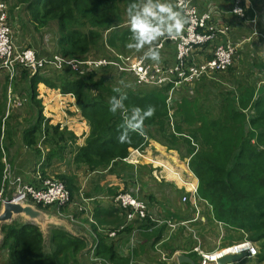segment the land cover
<instances>
[{
  "label": "trees",
  "instance_id": "16d2710c",
  "mask_svg": "<svg viewBox=\"0 0 264 264\" xmlns=\"http://www.w3.org/2000/svg\"><path fill=\"white\" fill-rule=\"evenodd\" d=\"M249 1L251 7L247 9V14L252 20L254 10L262 7L264 11V0ZM133 2L139 0H17L18 8L23 7L22 11L28 15L29 22L37 31L49 23L57 24L60 54L57 55L77 61L99 59L97 57L103 53L106 58L113 56L109 50L113 51L112 47L117 50L115 42L118 38L122 44L127 45L131 32L130 29H125L121 34L117 31L122 26L118 6L125 3V8H128ZM223 2L229 4L230 10L231 1ZM215 5L219 9V3ZM224 15H221L223 19ZM225 21L229 23L231 20ZM109 31L113 34L107 39L104 36ZM262 66L264 69V63ZM226 72L216 73L214 78L206 76L197 80L195 86L201 81L207 82L200 87L203 93L197 91L198 95H204L195 101H191L196 93L195 88L192 91L188 88L179 90L180 94L175 99L179 103L175 110L184 114L183 119L190 127L184 128L179 124L178 131H175L167 122L169 108L163 93V90L168 93L170 87L145 91L125 90L120 82L122 78H129L108 68L84 72L44 67L34 76L28 70H21L12 81L9 76H5L8 92L0 96V139L1 117L9 109V88L15 91L17 81L24 78L28 81V99L37 105L32 126L24 135L25 142L35 147L44 138V144L48 143L52 148L49 157L59 156L66 149L61 143L72 141L74 164L78 167L86 166L90 171L102 172L113 163L123 162L130 150L144 149L150 141L177 150L183 146L186 150L183 156L189 159V168L199 180V200L210 203L217 222L239 228L250 236V241L259 243V257L264 261V85L261 90L259 86L243 89L241 82L236 84L237 89L232 86L228 94H223V91L204 93L207 83L219 84L216 82L217 76ZM40 84L74 96L83 117L90 125L85 147L74 146L76 138L73 134L67 133L66 129L61 131L60 124L52 125L44 117L43 106L38 100ZM120 95L127 96L124 104L129 109L133 106L146 109L149 105L155 108L154 114L144 121L142 133L130 132L128 139L123 142L119 139L123 124L121 112L114 114L109 111L111 98H119ZM11 110L18 112L15 108ZM1 153L0 147V190L5 169ZM174 173L176 175L177 172ZM59 178L70 192L76 190L75 182L67 175ZM121 216L114 215L115 224L120 221L116 226L123 224L125 218ZM98 220L101 223L99 225L108 222L105 214ZM148 226L151 229L148 222H143L138 227L146 229ZM97 228L94 232H97ZM0 231L3 235L1 248L8 252L9 264H81L78 256L86 249L83 239L55 230L51 232L50 250L47 251L43 232L34 224L13 222L2 225ZM160 238L161 235L158 240ZM227 247L224 246V249ZM95 255L110 263L123 262L114 244L104 243L103 238L99 240ZM189 257L193 259L192 254ZM193 262L200 264L194 259Z\"/></svg>",
  "mask_w": 264,
  "mask_h": 264
},
{
  "label": "rangeland",
  "instance_id": "374dc122",
  "mask_svg": "<svg viewBox=\"0 0 264 264\" xmlns=\"http://www.w3.org/2000/svg\"><path fill=\"white\" fill-rule=\"evenodd\" d=\"M0 2H4L7 11L9 13V22L11 29L13 30V38L15 45L21 50L25 51L26 49H32L40 56H50L53 55V53L59 54L58 46H57V40H58V33H57V27L56 23H49L46 27L41 28L40 31H37L33 25L29 22L30 18L26 13L22 11V8H18L17 0H0ZM198 4V3H197ZM123 8H122V7ZM126 4L122 3L118 6L119 11L121 12V27L119 28V31L121 34L125 29H130L129 27V17L127 15V9L125 8ZM20 7V6H19ZM121 7V8H120ZM262 11V14L260 13ZM259 14L261 15L258 19V27L257 32L258 35H254V26L249 21L245 24V27H241L239 25H236L234 27V24L232 21H230V34L229 38L231 41L235 44H237V41L234 39L240 37V41H238V57L236 59V62L232 68H230L226 73L219 74L217 76L216 82L214 85L206 84L208 85L207 88L204 90V93H216V92H222L223 94L231 93L232 86H235V89H237L236 84L242 82L243 89L248 87H254L258 88L259 90L262 89V85H264V69L263 66L261 67V64L264 63V11L263 8L260 7V10H258ZM225 22V21H224ZM244 23V22H240ZM261 23V25H260ZM242 30V32L239 35V30ZM113 34V32L109 31L105 34L104 37L108 39ZM115 42V41H114ZM130 42V41H129ZM128 42V43H129ZM127 43V44H128ZM158 41L156 42V44ZM110 45V44H109ZM115 46L117 47V50L113 48V51L109 50L111 53L115 55L116 53L120 54H129L133 57H139L143 56L144 51L147 50V46L142 51H136L135 49H129L125 44H122V42L117 39L115 42ZM60 55V54H59ZM113 56H107L104 57V53L102 56H98L99 59H112ZM162 57L160 56V60ZM46 73V72H41ZM216 76V75H214ZM20 78V77H19ZM214 78V77H213ZM24 79V78H23ZM18 80L17 84L14 86V90L10 87L12 93L16 97H21L23 101V105L20 108V110L14 111L11 110L10 113L6 110L5 116L2 119V136L0 139V147L2 148V161L5 166V170L7 169V166L10 167L11 173L17 175V172L14 168V159L17 158L20 153L18 152L19 148H22L26 151L30 148V146L27 145L25 142V132L32 126V122L34 119V113L32 112V108L37 109V105L33 102H31L28 98L27 86L28 81L25 80ZM124 81V82H123ZM0 96L3 94L7 95L8 92V84L6 83L5 76L0 78ZM207 82V81H205ZM205 82H199L197 86H195L194 89V95L191 98V101H195L197 99H200L203 95H198L199 91L200 93H203V89L200 88L203 86L202 84ZM211 82V81H209ZM215 82V81H214ZM123 83L122 89H130L135 91H145V89H154L152 87H145V86H139L134 79H126L122 78L121 82ZM40 87V86H39ZM158 89V88H157ZM167 91L163 90L164 97L167 99ZM221 93V94H222ZM180 94V91L176 92L174 94V98H178V95ZM198 95V96H197ZM175 99H173L170 102L169 105V117H168V123H170L171 128L175 131H178L179 124H181L184 128H189L190 126L185 123L184 119L185 117L182 112H177L176 107L179 102H176ZM200 102V101H199ZM63 103V102H61ZM61 103L59 102V106L61 107ZM199 105H197L198 107ZM201 107V106H199ZM176 111V112H175ZM215 112V111H214ZM1 113V112H0ZM44 115V113H43ZM45 117V116H44ZM189 132L187 133V136H189ZM10 136L16 137L17 140L15 142L13 140H10ZM41 141V140H40ZM11 142V144H10ZM158 143V142H157ZM17 146H16V145ZM160 144V143H159ZM10 146V154L8 155V150ZM164 146V145H163ZM37 146L32 147L33 150H37ZM166 149V156L171 157L174 156L175 158H178V172L176 173L175 177L178 178V182L180 184L187 185V175L184 173L185 167L193 174L192 176H197L190 170L189 168V159L185 158L183 155L185 154L186 150L183 148L177 149H171L169 147L164 146ZM10 156V157H9ZM165 156V157H166ZM152 170V167H140L138 170V177L144 180L146 187L150 188L155 185L150 177V172ZM127 173H130L131 170H126ZM3 174V177H4ZM132 174H135L133 171ZM182 175V177H181ZM132 176V175H131ZM130 176V177H131ZM20 177V176H19ZM60 176L55 177L54 179L60 181ZM130 177H127L128 179H131ZM50 179V178H48ZM198 180V178H197ZM170 181V180H169ZM199 181V180H198ZM7 182L9 184H7ZM6 184V187H5ZM144 184V185H145ZM76 190L72 193L73 197V204L72 206H67L61 210L60 215L57 213V209L54 207H43L38 206L32 202H29L30 205L34 206V208L38 211L43 212L45 215L48 216H56L58 220L60 221V224H54V223H40L34 221V217H17L14 218L9 224L15 223H29L34 224L41 229L44 235V243L46 250H50V237L51 232L55 230H60L63 232H66L72 236L78 237L82 239V237H85L87 239H90L89 241L85 240L86 243V249L79 254L78 260L81 264H116V263H110L107 260L103 259L102 257H99V260L96 261H90L88 260L87 256L90 254L91 246L96 245V240L94 238V234L103 235V241L106 244H114L116 249V243L121 241V237L124 232L129 230V232H126L123 237H128L129 242L126 244H123L125 247L124 253L120 254L117 252L118 256L123 260V262L118 264H176V258L177 256L173 255L174 251L177 249H181L183 251L185 250H192L193 252L194 248H199L200 252H203L205 254L207 253H215L220 252L221 250H225L224 246H228L226 249L230 248L231 246L242 243L244 241L250 242V236L243 232L242 230H239V228H233L229 227V224L220 223L217 222L216 218L214 217V211L210 203L206 200H199L197 196V204H193L190 202V196H188L186 188L178 189L173 184H168L165 181H163V186L156 185L155 192L157 201H155L151 205H155L157 207L152 209V213L155 218V222H152L151 229L149 226L146 229L139 228V224L132 226H127L125 229L123 226H125V220L123 219V224L116 226L120 224V221H117L116 225H110V226H99L97 228V232H94V229L96 224L91 222L87 218H83V213H85L86 203L83 202L82 197L80 194V184L78 182H75ZM183 187V186H182ZM192 187V186H190ZM199 187V185H198ZM198 190V188H197ZM16 189L11 185L10 181H5L3 179V185L0 190V210L2 203L9 199L12 196V193H15ZM118 191V190H117ZM117 195V192L113 197ZM198 195V194H197ZM184 198L187 199V201H184ZM155 200V199H153ZM96 204V203H95ZM151 205H149L151 207ZM162 210V212H161ZM123 228L124 230L119 232L118 239L114 240L107 236V233L114 229L119 230ZM130 228V229H129ZM1 230V225H0ZM133 230H136V234L133 236L132 232ZM164 233V236H163ZM129 236H125V235ZM161 235V238L163 239V243L159 242L158 237ZM3 235L0 231V264H9V256L8 252L5 249L1 248ZM100 237L97 236V241L99 242ZM96 242V243H95ZM146 243V244H145ZM251 243L256 246L258 250V256L252 259H243L241 262L236 264H264V261L261 260L259 257L260 255V244L254 241H251ZM137 247L139 249H137ZM223 248V249H222ZM180 252V251H178ZM181 254V253H180ZM179 255V254H178ZM193 259L198 262L201 261L202 256L199 252L192 253ZM96 256V255H95ZM168 258V259H166ZM172 258V259H171ZM171 259V260H169ZM171 261H173L171 263Z\"/></svg>",
  "mask_w": 264,
  "mask_h": 264
},
{
  "label": "built area",
  "instance_id": "2783aa9c",
  "mask_svg": "<svg viewBox=\"0 0 264 264\" xmlns=\"http://www.w3.org/2000/svg\"><path fill=\"white\" fill-rule=\"evenodd\" d=\"M230 1L231 8L228 15L247 23L249 21L247 9L251 7L250 1ZM185 2L191 15L190 22L186 25L182 37L175 40L163 37L157 43L160 52L167 44L174 47L175 60L172 64L163 60L153 61L143 59V56L133 57L129 54L120 53H116L112 59L77 61L75 59H65L57 54L40 56L32 49L21 51L14 42L7 7L4 2H0V77L9 76L12 81L21 70H28L30 75L34 76L44 67L56 70L69 68L84 72L108 68L119 74H124L129 79H134L139 86L158 89L170 87L166 100L169 108L170 102L175 99L174 94L180 89L188 88L189 91H192L197 80L206 76L211 78L216 73L226 72L232 68L239 51V42L235 44L229 38L230 23L224 22L221 17L225 13L216 7L213 0H185ZM236 9L240 11L237 12ZM254 14L255 16L250 22L254 26V35L257 36L258 10H254ZM216 15H219L218 19H216ZM8 98V113L10 109H20L22 107L23 101L12 94L11 89ZM124 160L127 161V158ZM3 179L10 181L16 189L11 196L14 201L32 202L46 208L54 207L57 209L58 215H60L63 208L73 204L72 194L61 180L50 178L43 180L39 185H33L12 174L9 166L5 170ZM7 184L9 183L7 182ZM193 194L197 196V189L194 190ZM139 195H142V192L140 187L137 186L133 192L122 190L113 198L114 206L121 211V215L125 218L123 228L127 226L134 227L133 225L143 222L152 223L156 221L151 212L150 203ZM184 201H187V199L184 198ZM91 222L94 223L95 221L91 220ZM123 228L119 230L112 229L107 233V236L117 240L119 232L125 229ZM136 232V230H133L132 235L134 236ZM97 236L98 234H94L97 243L95 242L96 245L90 247L91 251L87 256L90 261L99 260L95 256L99 246ZM195 250L202 256L200 264H217V260L221 257L220 253H224V255L244 254V259H252L258 256V250L251 241H244L215 253L205 254L200 252L199 248Z\"/></svg>",
  "mask_w": 264,
  "mask_h": 264
},
{
  "label": "crops",
  "instance_id": "0c3cea01",
  "mask_svg": "<svg viewBox=\"0 0 264 264\" xmlns=\"http://www.w3.org/2000/svg\"><path fill=\"white\" fill-rule=\"evenodd\" d=\"M213 1L214 4L218 2L219 9L221 8V12L225 13L223 19L224 21L230 19L233 23H235L234 27H236V25L245 27L246 23H240L241 21L228 15L229 4H226L225 2L222 3V0ZM218 18L219 15H216V19ZM241 32L242 30H239V35ZM234 39L237 42L241 40L240 37L238 38V40L236 38ZM160 56L162 57L161 60L172 64L175 60L174 47L170 44H167L160 52ZM39 86L38 100L43 106L44 116L51 121L52 125L60 124L61 131H64L63 129H66L68 131L67 133L73 134L76 138L74 141V146L85 147L87 144V139L90 135V125L83 117L74 96L70 94H62L57 90L49 89L44 84H40ZM59 102H63L61 103V107L59 106ZM31 109L35 115L36 109L32 107ZM10 140H13L15 142L17 138L15 136H10ZM10 146L11 145L8 146V155L10 154V156H12L10 153ZM61 146L66 149L59 156L54 157L48 156L51 153L52 148L48 143L44 144V138L43 141L41 140L37 145L38 151L36 149L33 150L32 146L28 149V151L19 148L18 152L20 153V155L13 161L17 175L20 176L25 182L31 183L33 185H39L43 180H46L48 178H55L61 175H67L70 179H72L73 182H78L81 188L79 195L82 197L83 202L86 203L83 218L85 217L90 221H95L94 223L98 225L96 227H106L108 225L110 226V224H115L114 215L118 214L119 216H121V212L119 211V213V209L114 206L113 196L116 192H120L122 190L133 192L137 186L140 187L142 192V195L139 196L148 200L150 205L157 201V193L155 192V188L156 185L163 186V181L168 184L175 185L178 189L186 188L187 194L188 196H190V202L193 204H197L198 195L195 196L193 193L194 190L198 188L199 181L197 180V178H195V176H192L193 174H191L190 171L188 173V170L185 167L184 173L187 175V185L180 184L178 182L179 179L174 175V172H178V168L176 167L178 166V163L176 164V162L178 161L179 157L175 158L174 156H166V149L164 148V146L155 141H150V143L142 150H130L127 161L124 160L123 162L113 163L111 167L102 172L90 171L86 166L78 167L74 164V153L71 150L72 141L62 142ZM140 167H152L150 177L152 182L155 184L153 185V187L147 188L144 180L138 177V170ZM127 169L131 170V172L127 173ZM133 171L135 172V174H132ZM127 177H130L131 179H128ZM155 207L157 206L151 205V210ZM104 214L107 216L108 222L99 225L101 223L99 222L98 218H103ZM151 225L153 224H150V226ZM126 232H129V234H131L129 230H127ZM126 232H124L123 235ZM123 235L121 237L120 243L118 241L115 244L116 252L119 253L120 251V254L124 253L125 250L123 244L129 242L128 237H123ZM98 236L100 237V239L103 238L101 237L103 235ZM125 236L129 235L127 234ZM82 239L84 241L90 240L85 237H82ZM163 239L164 238H160L159 240L161 244L163 243ZM137 249L139 248L137 247ZM191 251L192 250L183 251L181 249H177L174 251L173 255L178 257V254L180 255L181 253L189 257V254L197 252L195 248L193 252ZM177 257H175V263L180 264ZM172 262L173 261H171V263Z\"/></svg>",
  "mask_w": 264,
  "mask_h": 264
},
{
  "label": "clouds",
  "instance_id": "9594fccd",
  "mask_svg": "<svg viewBox=\"0 0 264 264\" xmlns=\"http://www.w3.org/2000/svg\"><path fill=\"white\" fill-rule=\"evenodd\" d=\"M239 12V9H236ZM131 35L130 42L126 45L129 49L144 51L143 59L160 60V50L156 42L163 37L169 39L181 38L186 25L190 22L191 12L185 0H139L133 2L127 9ZM119 91V89H114ZM126 95L119 98L113 96L110 100L109 111L121 112L123 124L119 139L121 142L128 139L130 132L142 133L144 121L154 112V106L146 109L125 106ZM11 199V198H10Z\"/></svg>",
  "mask_w": 264,
  "mask_h": 264
},
{
  "label": "water",
  "instance_id": "95a60500",
  "mask_svg": "<svg viewBox=\"0 0 264 264\" xmlns=\"http://www.w3.org/2000/svg\"><path fill=\"white\" fill-rule=\"evenodd\" d=\"M34 217V221L40 223H54L60 224V221L56 216H48L43 212L38 211L34 206L26 202H18L13 199H6L2 203L0 210V225L9 224L14 218L17 217ZM37 225V224H36ZM221 257L217 260V264H234L241 262L244 258V254H227L220 253ZM180 264H194L193 260L184 254H180L177 257Z\"/></svg>",
  "mask_w": 264,
  "mask_h": 264
},
{
  "label": "bare ground",
  "instance_id": "6f19581e",
  "mask_svg": "<svg viewBox=\"0 0 264 264\" xmlns=\"http://www.w3.org/2000/svg\"><path fill=\"white\" fill-rule=\"evenodd\" d=\"M230 252H232V250H230Z\"/></svg>",
  "mask_w": 264,
  "mask_h": 264
}]
</instances>
